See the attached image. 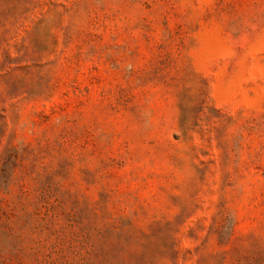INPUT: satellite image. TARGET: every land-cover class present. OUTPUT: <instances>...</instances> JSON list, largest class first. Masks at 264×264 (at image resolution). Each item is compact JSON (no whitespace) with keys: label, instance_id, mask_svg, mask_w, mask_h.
Returning <instances> with one entry per match:
<instances>
[{"label":"rangeland","instance_id":"1","mask_svg":"<svg viewBox=\"0 0 264 264\" xmlns=\"http://www.w3.org/2000/svg\"><path fill=\"white\" fill-rule=\"evenodd\" d=\"M0 264H264V0H0Z\"/></svg>","mask_w":264,"mask_h":264}]
</instances>
